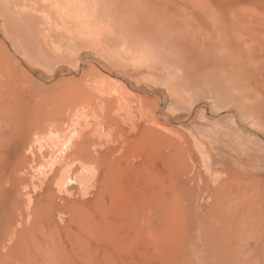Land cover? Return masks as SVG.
Returning <instances> with one entry per match:
<instances>
[{
	"label": "rangeland",
	"instance_id": "rangeland-1",
	"mask_svg": "<svg viewBox=\"0 0 264 264\" xmlns=\"http://www.w3.org/2000/svg\"><path fill=\"white\" fill-rule=\"evenodd\" d=\"M0 1V264H264V0H57L102 20L96 49ZM79 109L54 158L29 150Z\"/></svg>",
	"mask_w": 264,
	"mask_h": 264
},
{
	"label": "bare ground",
	"instance_id": "bare-ground-1",
	"mask_svg": "<svg viewBox=\"0 0 264 264\" xmlns=\"http://www.w3.org/2000/svg\"><path fill=\"white\" fill-rule=\"evenodd\" d=\"M26 1V0H25ZM29 1V0H28ZM33 4V6L36 4L40 6L46 4V6L51 7L49 8L50 10L52 8L57 9V13L58 16L60 17V19L58 18V20L61 21V28L70 36L71 40H75L78 39L80 42L86 44L88 47H95L100 45L102 46V38L104 35V23L102 22V20H98L97 18H95V13L88 9L85 6H80L81 2L83 1H79L80 5H76L68 2L67 4H60L57 0H30ZM64 1V0H63ZM67 1V0H65ZM1 2V1H0ZM77 2V1H76ZM65 3V2H64ZM78 3V2H77ZM43 7V6H42ZM41 8V7H40ZM45 10V9H44ZM47 10V9H46ZM48 11V10H47ZM46 11V12H47ZM53 11V10H52ZM49 13V11H48ZM44 13L45 17H47L48 19H50L49 14H51L52 12L50 11V13ZM55 15V17H58ZM52 17V16H51ZM46 19V18H45ZM47 19V20H48ZM53 19V18H52ZM55 19V18H54ZM56 20V19H55ZM59 21V23H60ZM53 22V20H52ZM58 23V22H56ZM53 24V23H52ZM51 24V25H52ZM60 25V24H59ZM56 26V25H54ZM58 26V25H57ZM54 28V27H53ZM60 28V29H61ZM59 29V30H60ZM62 35V34H61ZM77 40V41H78ZM86 46V47H87ZM87 47V48H88ZM98 47V48H99ZM93 49V48H92ZM121 49V48H120ZM128 49L126 48V51ZM144 50V49H143ZM125 51V50H124ZM129 51L131 52V50L129 49ZM123 52V51H122ZM129 52V53H130ZM125 53V52H124ZM123 53V54H124ZM134 54V51H133ZM131 56V55H130ZM131 58V57H130ZM146 59H148L146 57V55L144 53H142L141 51H139L138 53H136L134 56L132 55V61L136 64H141L142 62L146 61ZM110 77V76H109ZM102 79V78H101ZM99 82V81H98ZM98 89L100 90L101 93L103 94H108L111 95L115 98V101L119 104H124V102L126 101V96L128 95L126 88L123 85H119L118 83L111 81V80H104L101 81L98 84ZM102 95V94H101ZM127 103V102H126ZM130 104V103H129ZM129 109V108H128ZM123 110V109H122ZM82 119H85V114H84V110L83 109H79L77 111H75L72 115H71V124L70 126V130L69 133L65 136V137H60L58 135V133L56 131H54L51 128H48V130L46 132H44L41 135H36L33 143L31 144L29 150L34 151V149L36 148L38 150V152L43 153V151L45 149H52L53 153L51 155V158H54L56 153L58 151H62L63 147L66 145V143H68L69 138L73 136V133L77 127L80 125V122ZM167 155V154H166ZM168 156V155H167ZM165 160V158H164ZM163 162V161H162ZM161 167V166H160ZM162 168V167H161ZM166 169V168H165ZM160 171V170H159ZM158 171V174H159ZM87 172L88 170L86 168H84L78 175H77V180L80 182H84L85 181V177L87 178ZM161 173V172H160ZM166 173V172H165ZM168 173V172H167ZM164 174V173H163ZM162 175V174H160ZM166 175V174H165ZM196 177V176H195ZM166 178V177H165ZM200 178V177H199ZM164 179V178H163ZM197 180V179H196ZM200 180V179H199ZM160 184V183H159ZM157 185V184H156ZM164 185V183H163ZM215 188V187H214ZM213 189V188H212ZM211 189V192H212ZM217 189V187L215 188ZM210 194V193H209ZM208 196V195H207ZM207 196H205V200L207 198ZM204 198V197H202ZM1 205L2 209L0 210V224L2 223V221L7 220V216L9 215V210L7 209V205H6V199L1 198ZM197 202V199H196ZM211 202V201H210ZM209 202V205H210ZM203 203V202H202ZM201 202H198L199 206H203L204 204H202ZM206 203V202H205ZM9 204V203H8ZM195 204V203H194ZM10 207V206H9ZM196 207V206H195ZM206 206H204L205 208ZM213 207V206H212ZM201 210V209H200ZM204 211V210H203ZM206 211V210H205ZM211 217V216H210ZM215 218V217H214ZM213 220V219H212ZM220 220V219H219ZM230 221V220H229ZM229 221L227 220V222L229 223ZM218 222V221H217ZM221 222V221H220ZM218 222V223H220ZM226 222V219L225 221ZM223 222V223H224ZM225 224V223H224ZM34 228V227H33ZM25 229L27 230V228L25 227ZM21 230V229H20ZM23 230V228H22ZM32 230V229H31ZM207 230V229H206ZM25 231V230H23ZM18 234H22V232L18 233ZM24 235V234H23ZM34 237V235H33ZM23 243V242H22ZM28 247L27 251L31 253V255L35 258H37V261L40 260H44L46 258V260L49 261H55V263L59 262V257L57 258L58 261H56V253H57V247L58 245H56V241L52 242V243H45L42 241V239L40 238H32V242L31 243H27ZM215 245V244H214ZM215 250V249H214ZM63 253H61L62 255ZM217 254V253H216ZM59 255V254H58ZM64 256H62L63 258ZM65 259H68L65 256ZM64 260V259H63ZM80 261V260H79ZM67 262H69V264H75L74 262L76 261H72V259H69ZM61 263V262H59ZM63 263L66 264L65 261H63ZM62 263V264H63ZM79 263V262H77ZM76 263V264H77ZM81 263V262H80ZM194 263V262H193ZM84 264V263H83ZM195 264V263H194ZM199 264V263H198ZM208 264V263H207Z\"/></svg>",
	"mask_w": 264,
	"mask_h": 264
}]
</instances>
